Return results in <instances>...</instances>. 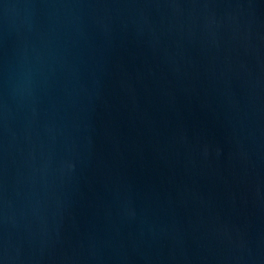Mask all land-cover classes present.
Segmentation results:
<instances>
[{
    "label": "water",
    "instance_id": "water-1",
    "mask_svg": "<svg viewBox=\"0 0 264 264\" xmlns=\"http://www.w3.org/2000/svg\"><path fill=\"white\" fill-rule=\"evenodd\" d=\"M0 264H264V0H0Z\"/></svg>",
    "mask_w": 264,
    "mask_h": 264
}]
</instances>
